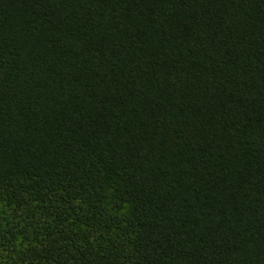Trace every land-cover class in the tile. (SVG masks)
<instances>
[{
  "label": "trees",
  "instance_id": "obj_1",
  "mask_svg": "<svg viewBox=\"0 0 264 264\" xmlns=\"http://www.w3.org/2000/svg\"><path fill=\"white\" fill-rule=\"evenodd\" d=\"M0 264H264V0H0Z\"/></svg>",
  "mask_w": 264,
  "mask_h": 264
}]
</instances>
